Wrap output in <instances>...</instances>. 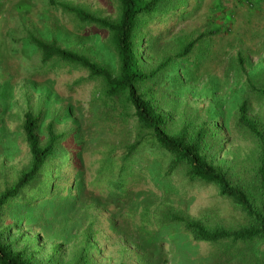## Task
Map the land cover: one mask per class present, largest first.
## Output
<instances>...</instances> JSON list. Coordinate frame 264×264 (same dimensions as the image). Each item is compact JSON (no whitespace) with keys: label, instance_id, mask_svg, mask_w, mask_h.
<instances>
[{"label":"rangeland","instance_id":"obj_1","mask_svg":"<svg viewBox=\"0 0 264 264\" xmlns=\"http://www.w3.org/2000/svg\"><path fill=\"white\" fill-rule=\"evenodd\" d=\"M58 1L101 18L114 19L118 13L114 0ZM254 1L183 0L185 8L170 9L155 22L142 25L136 37L142 61L151 67L199 34L219 30L198 42L188 58L174 63L165 73L169 84L158 91L161 108L176 124L220 123L223 148L218 159L223 162L246 159L254 147L233 129L239 103L249 99L253 116L263 110V101L250 94L245 83L248 78L264 87V0ZM22 3L26 8L18 10ZM25 31L44 39L55 37L61 48L79 51L113 74L117 67L106 31L77 23L49 8L46 0H0V192L29 162L20 130L26 112L39 115L42 142L50 121L57 130L70 134L63 145L75 157L76 168L64 165L53 198L7 210L2 226L12 227L15 247L29 248L39 264H77L78 253L87 247L93 264H207L199 257L207 255L209 247L188 239L174 246L160 232L156 236L162 241L160 246L149 248L145 240L152 235L150 229L137 223L142 207L168 198L191 217L212 213L214 221L233 225L238 214L213 188L181 196L176 193L175 180L165 182L143 172H135L122 198L111 203L96 173L105 153H121L131 142V112L121 115L102 105L100 81L82 69L61 64L42 68L38 55H25L22 50ZM237 53L245 61L246 76L235 62ZM150 87L145 84L142 90ZM56 245L60 252L54 256ZM172 249L175 255L169 256ZM242 259L235 258L231 264H264L258 246Z\"/></svg>","mask_w":264,"mask_h":264},{"label":"trees","instance_id":"obj_2","mask_svg":"<svg viewBox=\"0 0 264 264\" xmlns=\"http://www.w3.org/2000/svg\"><path fill=\"white\" fill-rule=\"evenodd\" d=\"M114 1L118 13L111 19L101 18L77 5L46 0L49 8L71 16L77 23L107 32L117 59L114 74L79 51L61 48L55 37L44 39L32 31H25L22 38L24 54L38 55L42 68L61 64L82 69L89 78L100 81L102 105L121 115L131 112L134 119L131 142L121 148V153L116 154L113 150L105 153L97 169L96 176L107 190L108 200L116 203L122 198L128 179H134L135 172L147 173L165 182L175 180L176 193L181 196L213 188L238 214L236 224L214 221L212 213L207 215L206 212L191 217L175 208L168 198H162L153 207L143 206L137 221L140 226L150 229L152 235L145 240L147 246L159 247L162 241L156 236L161 232L162 238L174 246L182 239L208 246L207 255L199 257L207 264H231L235 258L242 261L245 253L254 246L260 247L264 256V104L262 112L253 116L249 99H243L233 115V129L254 146L251 155L243 160L220 161L218 154L223 148L220 123L176 124L161 108L158 91L169 84L165 77L167 70L192 55L203 38L211 37L219 30L199 34L186 42L179 52L148 67L143 63L136 43L138 29L155 22L170 9L185 8L186 5L183 0ZM254 2L260 4L262 0ZM17 8L22 10L26 4H19ZM235 62L246 76L245 61L240 53L236 54ZM245 79L249 93L264 103V87ZM145 84L152 87L142 90ZM39 123L38 114H23L20 130L29 162L0 192V264H39L29 248L15 247V240L10 236L12 227L2 226L5 214L13 205L28 207L34 201L38 204L53 198L59 189L64 165L67 163L72 170L76 169L75 157L70 156L71 150L63 145L70 134L57 130L50 121L44 127L42 142L38 135ZM89 251L87 247L78 253L77 264H93ZM57 252H60V246L56 245L53 255ZM175 252L172 249L169 256H174Z\"/></svg>","mask_w":264,"mask_h":264}]
</instances>
